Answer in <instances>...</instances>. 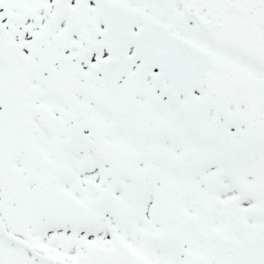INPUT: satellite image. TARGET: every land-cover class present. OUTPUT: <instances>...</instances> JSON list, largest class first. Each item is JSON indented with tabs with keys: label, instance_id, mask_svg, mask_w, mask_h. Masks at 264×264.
<instances>
[{
	"label": "snow or ice",
	"instance_id": "obj_1",
	"mask_svg": "<svg viewBox=\"0 0 264 264\" xmlns=\"http://www.w3.org/2000/svg\"><path fill=\"white\" fill-rule=\"evenodd\" d=\"M0 264H264V0H0Z\"/></svg>",
	"mask_w": 264,
	"mask_h": 264
}]
</instances>
